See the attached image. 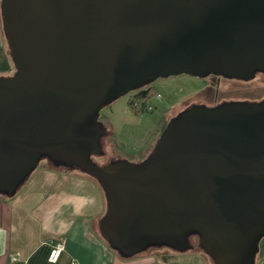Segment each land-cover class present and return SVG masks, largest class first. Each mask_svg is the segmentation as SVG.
Here are the masks:
<instances>
[{"label": "water", "instance_id": "1", "mask_svg": "<svg viewBox=\"0 0 264 264\" xmlns=\"http://www.w3.org/2000/svg\"><path fill=\"white\" fill-rule=\"evenodd\" d=\"M0 16L14 66L0 76L1 195L45 158L98 183L99 231L120 256L169 247L254 264L264 101L191 105L143 160L94 159L115 98L162 77L264 72V0H0Z\"/></svg>", "mask_w": 264, "mask_h": 264}, {"label": "crops", "instance_id": "2", "mask_svg": "<svg viewBox=\"0 0 264 264\" xmlns=\"http://www.w3.org/2000/svg\"><path fill=\"white\" fill-rule=\"evenodd\" d=\"M6 46L0 33L2 73L12 66ZM104 211V194L93 178L40 164L13 196L0 194V264H212L199 250L155 249L122 257L100 234ZM58 239L64 249L51 262L49 250ZM254 264H264V250Z\"/></svg>", "mask_w": 264, "mask_h": 264}, {"label": "rangeland", "instance_id": "3", "mask_svg": "<svg viewBox=\"0 0 264 264\" xmlns=\"http://www.w3.org/2000/svg\"><path fill=\"white\" fill-rule=\"evenodd\" d=\"M0 33L5 45H7L2 31L1 16ZM6 48L8 49L7 46ZM7 52L9 55V50ZM11 65L10 72H0V76L13 73L14 66L12 61ZM203 85L204 83L200 78L186 74L162 77L152 81L150 87L146 88L150 89V93L143 99L145 101V109H143V101L140 98H135L134 93L136 91L115 98L104 105L98 114V121L105 129L104 134L100 138L103 154L95 157L94 160L98 164H103L114 159L139 162L146 158L169 119L189 102L194 101V97L189 100L186 98L194 95ZM248 87L252 90L255 89L254 91L256 92L264 91L263 77L256 76L248 82L221 80L218 85L220 89L219 96L223 98L239 97L246 93L245 90ZM43 163L54 167L45 158L38 162V166ZM191 240L196 241L194 237ZM155 249L157 248L150 250ZM158 249L173 251L169 247ZM263 250L264 235L259 240L256 256L262 253Z\"/></svg>", "mask_w": 264, "mask_h": 264}, {"label": "flooded vegetation", "instance_id": "4", "mask_svg": "<svg viewBox=\"0 0 264 264\" xmlns=\"http://www.w3.org/2000/svg\"><path fill=\"white\" fill-rule=\"evenodd\" d=\"M256 76H262L264 79V72L262 71H255L253 72L252 76L248 79H242V78H234V77H226L223 75H217L210 73L208 75H205L200 78L204 85L202 88H200L194 95L186 98L189 100L191 97H194V101L189 102L184 108H187L191 105H202L205 107H214L222 103L226 102H244L247 104H256L259 102L264 101V91L262 92H256L255 89H251L248 87L245 91V94L240 95L239 97H229V98H223L220 97V89L218 88V85L221 80L226 81H232V82H248L254 79ZM151 83V82H150ZM150 83L145 84L144 86L140 87L139 89L135 90L136 92L142 89L150 87ZM234 84V83H232ZM245 88V87H244ZM243 88V89H244ZM242 89V88H241ZM184 99V100H186ZM182 108L181 110H183ZM180 110V111H181Z\"/></svg>", "mask_w": 264, "mask_h": 264}, {"label": "built area", "instance_id": "5", "mask_svg": "<svg viewBox=\"0 0 264 264\" xmlns=\"http://www.w3.org/2000/svg\"><path fill=\"white\" fill-rule=\"evenodd\" d=\"M64 249V241L61 239L55 240L52 242L49 254H48V259L51 262H56ZM14 259V258H13ZM73 264H76L73 262Z\"/></svg>", "mask_w": 264, "mask_h": 264}, {"label": "trees", "instance_id": "6", "mask_svg": "<svg viewBox=\"0 0 264 264\" xmlns=\"http://www.w3.org/2000/svg\"><path fill=\"white\" fill-rule=\"evenodd\" d=\"M149 93H150V89H145V90L143 89V90L137 91L136 93H134V95L136 99L140 98L143 101V99H145L149 95ZM144 104H145V101L142 102L143 109H145L146 107Z\"/></svg>", "mask_w": 264, "mask_h": 264}]
</instances>
